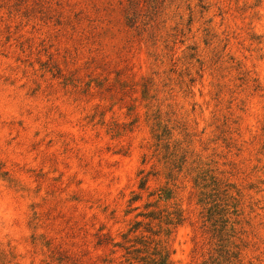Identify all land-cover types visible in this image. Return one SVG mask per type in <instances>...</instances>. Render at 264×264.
Segmentation results:
<instances>
[{
	"label": "rangeland",
	"instance_id": "374dc122",
	"mask_svg": "<svg viewBox=\"0 0 264 264\" xmlns=\"http://www.w3.org/2000/svg\"><path fill=\"white\" fill-rule=\"evenodd\" d=\"M142 237L264 264V0H0V264Z\"/></svg>",
	"mask_w": 264,
	"mask_h": 264
},
{
	"label": "trees",
	"instance_id": "16d2710c",
	"mask_svg": "<svg viewBox=\"0 0 264 264\" xmlns=\"http://www.w3.org/2000/svg\"><path fill=\"white\" fill-rule=\"evenodd\" d=\"M160 198H162V196H160ZM171 215H174V217H171ZM155 215V213H151L149 215L150 218L152 219H162L163 217L161 216V213L159 214V218ZM148 217V218H149ZM185 220V217L183 215V212L181 210L173 213V214H167L166 215V221H167V225L173 227V228H177L178 226H180ZM173 228H169L166 231L167 236L169 237V235H171L172 233V229ZM149 233H152L153 235H157L156 231L153 230V228L151 227V224H149V228H147L146 230ZM142 244H145V247L147 251L150 250V245H152L154 243V247L152 248L153 252L150 253L149 256H147L144 260L145 264H173V261L171 259V253L169 250V244H168V240L167 241H151L148 242L147 239H145V237H142L141 239ZM136 252H140V251H136Z\"/></svg>",
	"mask_w": 264,
	"mask_h": 264
}]
</instances>
